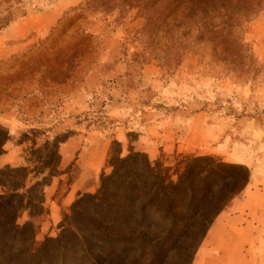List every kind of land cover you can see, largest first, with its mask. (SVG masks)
Here are the masks:
<instances>
[{"label": "rangeland", "instance_id": "rangeland-1", "mask_svg": "<svg viewBox=\"0 0 264 264\" xmlns=\"http://www.w3.org/2000/svg\"><path fill=\"white\" fill-rule=\"evenodd\" d=\"M141 1L0 0L28 28L0 57V264H220L213 223L264 190V0L213 37Z\"/></svg>", "mask_w": 264, "mask_h": 264}, {"label": "crops", "instance_id": "crops-1", "mask_svg": "<svg viewBox=\"0 0 264 264\" xmlns=\"http://www.w3.org/2000/svg\"><path fill=\"white\" fill-rule=\"evenodd\" d=\"M25 22L24 16L0 29V57L25 46L28 31ZM241 201L236 213L224 214L213 223L211 229L217 231L213 232L214 241L221 244V249L203 257V261L219 259L220 264H264V190L254 189Z\"/></svg>", "mask_w": 264, "mask_h": 264}, {"label": "trees", "instance_id": "trees-1", "mask_svg": "<svg viewBox=\"0 0 264 264\" xmlns=\"http://www.w3.org/2000/svg\"><path fill=\"white\" fill-rule=\"evenodd\" d=\"M146 0L141 1V5L146 7L150 3H154L155 5L150 12V17L154 18L155 21L160 22L163 20L164 17L167 16L169 12L173 9L177 8L178 6H186L185 9L188 10L189 14L193 11H199L204 14L203 22H202V29L204 33L209 36L213 37L216 36L222 29L229 30L232 26L231 24L225 26L223 24V18L226 16L224 14L223 17H213L212 11H216L217 9L222 7L221 2H226L230 0ZM233 4L231 8H235L239 6L238 12L243 14L245 10H247V6L250 4L249 0H232ZM150 2V3H149ZM181 4V5H180ZM251 9V8H250ZM252 12V10H250ZM249 12V13H250ZM251 14H248V17ZM245 21L247 20V16H244ZM232 18V16H229ZM231 23L237 25L238 19L233 18Z\"/></svg>", "mask_w": 264, "mask_h": 264}]
</instances>
